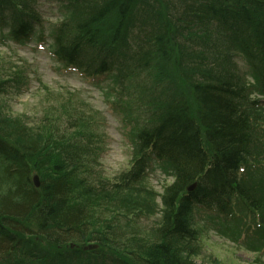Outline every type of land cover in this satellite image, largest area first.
Masks as SVG:
<instances>
[{
    "label": "trees",
    "instance_id": "obj_1",
    "mask_svg": "<svg viewBox=\"0 0 264 264\" xmlns=\"http://www.w3.org/2000/svg\"><path fill=\"white\" fill-rule=\"evenodd\" d=\"M38 2L0 0V40L48 42L63 67L104 78L131 126L132 167L114 182L98 172L101 125L70 92L45 88L32 128L10 117L1 101L28 86L29 67L0 72V264H193L195 207L226 213L236 197L264 225V0H49V34ZM153 160L173 178L161 207ZM248 250L264 251V226Z\"/></svg>",
    "mask_w": 264,
    "mask_h": 264
},
{
    "label": "rangeland",
    "instance_id": "obj_2",
    "mask_svg": "<svg viewBox=\"0 0 264 264\" xmlns=\"http://www.w3.org/2000/svg\"><path fill=\"white\" fill-rule=\"evenodd\" d=\"M38 10L44 20L46 34H49L50 28L58 21L59 4L39 0ZM38 43L36 38L21 45L0 41V72L7 74L15 68L29 67L28 86L21 94L11 91L1 101V107H4L3 110L10 117L34 126L45 117V88L56 95L67 92L74 94L73 104L84 108L87 116L95 117L102 124L100 133L104 152L98 172L109 182H114L119 174L129 170L133 147L127 137L130 126L114 112L99 88L107 84L106 80L101 78L93 82L83 78L80 73L66 70L53 59L47 42L43 47ZM237 62L242 73L247 75L249 69L246 63L241 58ZM169 183L172 180L167 179L159 170L150 172L149 185L159 194H163V188ZM158 221L159 216L146 223V232L157 226ZM249 221L247 219L245 222ZM196 222L202 230V252L195 258L196 264L210 263L212 259H217L222 264H264V258L261 263H254V253L222 237L214 228L212 231L206 229L204 225L210 220L206 219L205 214L197 213ZM255 226V223H250L251 228Z\"/></svg>",
    "mask_w": 264,
    "mask_h": 264
},
{
    "label": "water",
    "instance_id": "obj_3",
    "mask_svg": "<svg viewBox=\"0 0 264 264\" xmlns=\"http://www.w3.org/2000/svg\"><path fill=\"white\" fill-rule=\"evenodd\" d=\"M34 184H35V187L36 188H40V180H39V177L38 176H35L34 177ZM196 186L197 184H194L190 189H189V192L193 191L196 189ZM97 247L96 246H89V247H86L85 250H93V249H96Z\"/></svg>",
    "mask_w": 264,
    "mask_h": 264
},
{
    "label": "bare ground",
    "instance_id": "obj_4",
    "mask_svg": "<svg viewBox=\"0 0 264 264\" xmlns=\"http://www.w3.org/2000/svg\"><path fill=\"white\" fill-rule=\"evenodd\" d=\"M52 29H53V26L50 28V31H52ZM194 229H196L197 230V228H194ZM198 231V230H197ZM196 237H197V242H199L200 241V239L202 238V234L199 232L197 235H196ZM193 240H194V238H193ZM197 257H199V255L197 256ZM197 257H195V258H197ZM195 258H194V260L192 261L193 262V264H195ZM217 259H212L210 262H213V261H216ZM219 261V260H218ZM181 264H190V261L189 262H185V261H183V263H181Z\"/></svg>",
    "mask_w": 264,
    "mask_h": 264
}]
</instances>
